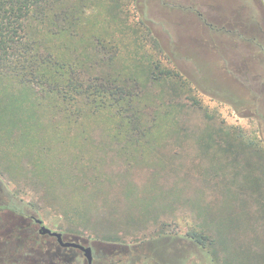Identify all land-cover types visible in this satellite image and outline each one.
I'll return each mask as SVG.
<instances>
[{"label": "rangeland", "instance_id": "obj_1", "mask_svg": "<svg viewBox=\"0 0 264 264\" xmlns=\"http://www.w3.org/2000/svg\"><path fill=\"white\" fill-rule=\"evenodd\" d=\"M85 1L76 35L30 21L28 36L83 53L85 75L122 77L129 110L63 96L64 78L59 93L0 79V242L23 240L20 208L129 264H259L264 188L241 190L231 149L264 151V95L245 73L264 42L259 0ZM127 112L138 128L120 126Z\"/></svg>", "mask_w": 264, "mask_h": 264}, {"label": "trees", "instance_id": "obj_2", "mask_svg": "<svg viewBox=\"0 0 264 264\" xmlns=\"http://www.w3.org/2000/svg\"><path fill=\"white\" fill-rule=\"evenodd\" d=\"M259 2L264 8V0ZM86 7L85 0H77L76 3L72 0H0V79H9L31 88L49 85L53 79L55 86L47 90L59 93L62 90L60 82L64 78L66 85L63 96H68L71 90L75 93L74 97L82 98L86 105L109 109L115 107L116 113L120 111L124 113L130 107L125 103L131 100L133 94L130 92L132 88H129L125 81L121 82L122 77L111 74L107 78L102 75H85L83 53L81 58L65 59L52 49L43 48L41 42L28 36L30 21H36L44 26L49 25L48 32L54 35L67 33L76 35L75 29L81 23ZM100 43L97 42L94 47L96 64L101 59L98 55ZM102 48L105 49L106 45L103 44ZM156 73L153 70L151 72L153 77L157 75ZM162 73L163 70H159L158 75ZM119 80L121 81L118 83ZM128 113L130 112L121 116L120 126L138 128L140 120L137 121L135 115ZM232 147L235 153L242 156L241 170L245 171V183L240 184L241 190L248 188L262 195L264 151L243 139ZM14 210L19 211L20 208ZM255 260L259 264L261 261L264 264V253L258 255Z\"/></svg>", "mask_w": 264, "mask_h": 264}, {"label": "flooded vegetation", "instance_id": "obj_3", "mask_svg": "<svg viewBox=\"0 0 264 264\" xmlns=\"http://www.w3.org/2000/svg\"><path fill=\"white\" fill-rule=\"evenodd\" d=\"M254 43L258 48L251 50L246 56V81L249 90L255 89L259 95H264V42L254 39ZM18 213L21 223L19 224V233L23 240L0 242V264H105L106 261H102L100 257L96 256L98 249L102 250V254L105 250L108 251L109 255L105 257L109 261L108 264H129L120 258L114 259L116 251L113 247H109V249L105 246H95L93 243L69 240L61 232L63 243L76 242L91 248L92 260L89 263L83 248L62 245L50 233L40 232V227L44 223L36 215L30 214L25 209H20Z\"/></svg>", "mask_w": 264, "mask_h": 264}, {"label": "water", "instance_id": "obj_4", "mask_svg": "<svg viewBox=\"0 0 264 264\" xmlns=\"http://www.w3.org/2000/svg\"><path fill=\"white\" fill-rule=\"evenodd\" d=\"M39 222H41V220H38ZM40 232L41 233H50L51 235L55 236L57 238V240L64 246H75V247H81L84 249L85 251V257L88 259L89 263H91L92 260V253H91V248L90 247H84L76 242H66L63 243L62 242V234L61 232H57V231H52L50 228L46 227L45 225H42L40 227Z\"/></svg>", "mask_w": 264, "mask_h": 264}]
</instances>
